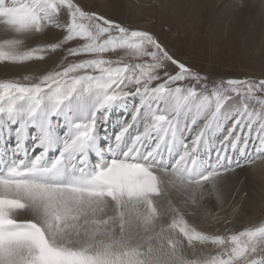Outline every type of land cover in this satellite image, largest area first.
<instances>
[{"label":"snow or ice","instance_id":"snow-or-ice-1","mask_svg":"<svg viewBox=\"0 0 264 264\" xmlns=\"http://www.w3.org/2000/svg\"><path fill=\"white\" fill-rule=\"evenodd\" d=\"M0 33V62L48 65L0 80V264H264V222L201 227L264 160V77H210L80 0H0Z\"/></svg>","mask_w":264,"mask_h":264},{"label":"rangeland","instance_id":"rangeland-1","mask_svg":"<svg viewBox=\"0 0 264 264\" xmlns=\"http://www.w3.org/2000/svg\"><path fill=\"white\" fill-rule=\"evenodd\" d=\"M247 1L80 0L88 10L157 35L176 57L203 74L216 78H261L264 77V29L253 19V14L249 18ZM15 74L5 71L3 75L0 72V77L19 79ZM225 190L230 199L234 196L239 201L236 203L242 209V224L233 232L264 222V166L252 164L238 170L226 182ZM201 227L213 233L217 231L205 227L203 221ZM212 252L211 246L202 250L203 255Z\"/></svg>","mask_w":264,"mask_h":264},{"label":"bare ground","instance_id":"bare-ground-1","mask_svg":"<svg viewBox=\"0 0 264 264\" xmlns=\"http://www.w3.org/2000/svg\"><path fill=\"white\" fill-rule=\"evenodd\" d=\"M245 5L247 7L246 11H250V12H248L250 14L249 18H251V14H253V16H254L253 19H256L258 21V25L261 26L262 29H264V24H263L264 23V0H248ZM249 28H251V27H249ZM0 34H2V33H0ZM49 39H51V38L49 37ZM31 46H33V44ZM34 46H36V45L34 44ZM46 67H48V65H43V64H40L38 62H29L27 65L6 64L5 66H3L2 64H0V72L2 73V75L4 74L5 71H7V72L9 71V72L17 73V74L19 73V75H17V74H15V75L18 76L19 79H21V78H23V76H26V75H38ZM0 80H1V77H0ZM110 120H111V118H110ZM109 131L111 132L112 129L109 128ZM254 165L260 166V167L264 166V160H258V162H256V164H254ZM238 170H240V169H238ZM237 171H236V173H237ZM240 197L241 196H239V198ZM236 202H239V201H235V203ZM236 204H238V203H236ZM238 207H239V211L233 217L231 224H223V223L213 224L211 227H214V229H218L219 231H221L223 233L226 230L232 231L236 228V226L241 225L242 223L240 221L241 220L240 217L242 216V211H241L242 209L240 208V203L238 204ZM246 207H244L243 209H246ZM19 218L20 219H27L28 217L21 216ZM204 226L209 227L207 222H204Z\"/></svg>","mask_w":264,"mask_h":264}]
</instances>
